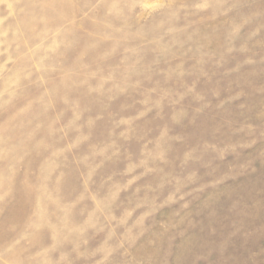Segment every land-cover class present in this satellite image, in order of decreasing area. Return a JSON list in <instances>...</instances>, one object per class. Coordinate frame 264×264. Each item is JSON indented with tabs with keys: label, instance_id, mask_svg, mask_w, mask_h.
Returning a JSON list of instances; mask_svg holds the SVG:
<instances>
[{
	"label": "rangeland",
	"instance_id": "1",
	"mask_svg": "<svg viewBox=\"0 0 264 264\" xmlns=\"http://www.w3.org/2000/svg\"><path fill=\"white\" fill-rule=\"evenodd\" d=\"M0 264H264V0H0Z\"/></svg>",
	"mask_w": 264,
	"mask_h": 264
}]
</instances>
